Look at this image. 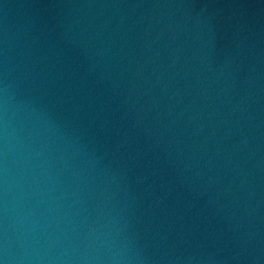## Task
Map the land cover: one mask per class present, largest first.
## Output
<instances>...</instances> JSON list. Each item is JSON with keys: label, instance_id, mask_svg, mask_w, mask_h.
<instances>
[{"label": "water", "instance_id": "water-1", "mask_svg": "<svg viewBox=\"0 0 264 264\" xmlns=\"http://www.w3.org/2000/svg\"><path fill=\"white\" fill-rule=\"evenodd\" d=\"M5 87L129 264L228 263L264 197V0H0Z\"/></svg>", "mask_w": 264, "mask_h": 264}, {"label": "clouds", "instance_id": "clouds-1", "mask_svg": "<svg viewBox=\"0 0 264 264\" xmlns=\"http://www.w3.org/2000/svg\"><path fill=\"white\" fill-rule=\"evenodd\" d=\"M39 117L26 127L0 98V264H129L112 229L73 211Z\"/></svg>", "mask_w": 264, "mask_h": 264}]
</instances>
